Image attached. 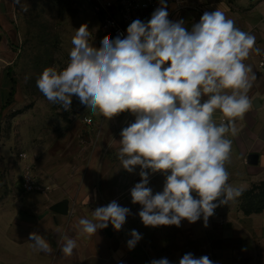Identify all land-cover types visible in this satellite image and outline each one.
Listing matches in <instances>:
<instances>
[{"label": "clouds", "instance_id": "obj_1", "mask_svg": "<svg viewBox=\"0 0 264 264\" xmlns=\"http://www.w3.org/2000/svg\"><path fill=\"white\" fill-rule=\"evenodd\" d=\"M18 2V0H17ZM86 24L72 38L69 61L63 69L45 68L36 87L52 104L70 110L75 96L87 110L110 120L123 112L135 122L121 131L117 153L122 167L133 172L140 166L141 181L131 189L132 202L142 205L139 217L145 226H180L203 216L205 226L215 208L242 193L229 183L225 168L230 158L235 121L252 106L248 92L255 80L244 63L264 50L256 37L241 30L219 10L205 12L187 31L184 22H172L164 0L151 19L134 20L125 36H105L99 48L89 43ZM222 113L220 123L213 114ZM161 172L163 191L153 194L149 172ZM196 194L198 198L193 196ZM130 209L115 200L97 207L92 219L80 218L78 231L91 237L111 224L121 230ZM131 250L142 238L130 232ZM33 247L51 252L46 239L29 234ZM61 252L73 254L76 239L65 236ZM151 264H170L166 258ZM179 264H213L208 256L185 254Z\"/></svg>", "mask_w": 264, "mask_h": 264}, {"label": "crops", "instance_id": "obj_2", "mask_svg": "<svg viewBox=\"0 0 264 264\" xmlns=\"http://www.w3.org/2000/svg\"><path fill=\"white\" fill-rule=\"evenodd\" d=\"M164 4L168 19L172 22L182 20L187 31H191L206 11L219 10L234 20L241 30L253 34L256 46L264 50V0H164ZM150 19L148 16L142 22L147 23ZM259 56L253 53L244 61L255 74L248 92L252 106L243 118L235 121L236 134L227 136L232 142L230 159L240 160L245 168L236 189H245L264 178V74L257 66ZM5 93L4 90L3 96ZM221 116L219 110L213 114L217 124ZM133 121L128 113H120L115 121L119 130L115 131L114 124L109 120L103 135L108 136L107 140L104 138L101 141L100 145H103L99 150L94 148L89 151V171L99 176L97 182L81 184L71 181V184L60 185L56 178H48L43 181L47 186L43 192L21 191L22 199H16L13 191V198L10 199L8 192L11 189L2 183L0 264H151V261L162 258L170 264H179L187 253L196 258L206 255L213 264H264V209L246 214L241 209H234L237 207L235 199L226 204L219 202L223 197L214 201L225 219L224 224L213 215L208 218L207 226L203 216L194 223L182 220L179 227H153L142 223L138 214L142 205L134 204L131 197V189L141 181L140 166H135L130 173L121 163L116 166L107 160L118 159L122 138L118 133ZM113 146L118 147L117 151L112 150ZM94 159H101L109 166L98 167L92 163ZM164 182L151 180L147 186L156 194L163 191ZM193 196L198 198L195 193ZM113 200L130 209L121 230L116 231L109 224L90 238L81 236L77 227L79 219H92V212L97 207L107 206ZM60 202H65L64 212L53 209ZM132 230H136L142 238L130 250L127 241L131 239ZM32 232L42 235L52 251L34 248L29 240ZM65 236L77 241V247L69 257H65L60 250Z\"/></svg>", "mask_w": 264, "mask_h": 264}, {"label": "rangeland", "instance_id": "obj_3", "mask_svg": "<svg viewBox=\"0 0 264 264\" xmlns=\"http://www.w3.org/2000/svg\"><path fill=\"white\" fill-rule=\"evenodd\" d=\"M82 24L87 25L91 33L89 43L96 48L101 46L105 36H109L84 0H0V196L4 194L2 183H6L11 189L10 199L12 191L16 199L24 198L20 194L23 191L20 175L27 164L41 187L36 190L39 192L47 187L43 181L48 178H56L60 185L71 184V181L93 183L99 178L89 171L88 154L94 148L99 150L104 138L107 140L108 136L103 135L109 120L91 113L75 96L71 109L64 110L59 104L50 103L36 87V80L45 68L66 66L73 47L72 38ZM125 113L135 122L132 113L122 114ZM84 115L92 117L94 123H84ZM118 118L116 115L110 119L115 131L119 130L115 122ZM117 148L113 146L112 150ZM22 153L26 156L22 157ZM107 160L116 166L121 163L115 158ZM92 163L101 168L109 166L101 159H94ZM225 168L229 173L228 183L233 188L238 187L244 176V165L240 160L229 158ZM151 180L165 181L161 177ZM253 184H264V178L239 189L240 192ZM235 200L237 207L234 209H241L244 195ZM221 223L224 224L225 219Z\"/></svg>", "mask_w": 264, "mask_h": 264}, {"label": "built area", "instance_id": "obj_4", "mask_svg": "<svg viewBox=\"0 0 264 264\" xmlns=\"http://www.w3.org/2000/svg\"><path fill=\"white\" fill-rule=\"evenodd\" d=\"M100 20L101 29L106 32L112 39L118 36L123 37L127 33L128 26L136 19L143 21L146 17L152 16L153 12L159 8L161 0H84ZM259 71L264 74V53H262L257 61ZM84 123L91 125L94 123L92 117L84 115L82 117ZM22 157L26 154L22 153ZM149 179L161 177L166 179L161 172L152 173L150 170ZM21 188L25 192H31L40 189L37 180L33 174L30 164H27L21 172L20 176ZM213 216H220L217 208L214 210ZM219 221L222 222L221 216Z\"/></svg>", "mask_w": 264, "mask_h": 264}, {"label": "trees", "instance_id": "obj_5", "mask_svg": "<svg viewBox=\"0 0 264 264\" xmlns=\"http://www.w3.org/2000/svg\"><path fill=\"white\" fill-rule=\"evenodd\" d=\"M259 186L253 184L250 189L241 190L244 201L241 202L240 208L244 213H257L264 209V184ZM256 189H258L257 193L254 192Z\"/></svg>", "mask_w": 264, "mask_h": 264}, {"label": "water", "instance_id": "obj_6", "mask_svg": "<svg viewBox=\"0 0 264 264\" xmlns=\"http://www.w3.org/2000/svg\"><path fill=\"white\" fill-rule=\"evenodd\" d=\"M53 209H54L55 211H58V212H64V203H63V202H60V203H58V204H55V205L53 206Z\"/></svg>", "mask_w": 264, "mask_h": 264}]
</instances>
